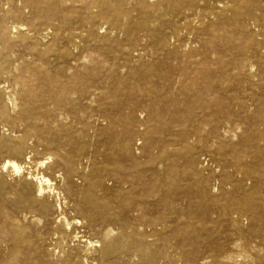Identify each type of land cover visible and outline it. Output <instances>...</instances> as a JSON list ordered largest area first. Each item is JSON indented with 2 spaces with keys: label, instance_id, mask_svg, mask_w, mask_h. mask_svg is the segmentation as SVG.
Here are the masks:
<instances>
[{
  "label": "bare ground",
  "instance_id": "1",
  "mask_svg": "<svg viewBox=\"0 0 264 264\" xmlns=\"http://www.w3.org/2000/svg\"><path fill=\"white\" fill-rule=\"evenodd\" d=\"M0 117V264H264V0H0Z\"/></svg>",
  "mask_w": 264,
  "mask_h": 264
},
{
  "label": "rangeland",
  "instance_id": "2",
  "mask_svg": "<svg viewBox=\"0 0 264 264\" xmlns=\"http://www.w3.org/2000/svg\"><path fill=\"white\" fill-rule=\"evenodd\" d=\"M104 27H107V25H104ZM13 128H14L13 124L11 123L10 120L0 117V135L13 140L21 139L22 137H24L23 132L13 133L12 131ZM26 142H27L26 150L29 153L32 152L29 155L32 156V162H33L29 164V166L32 167L31 168L29 166L28 167L31 170L33 169L35 170L36 169V167L34 166L35 163L47 158L49 156V151L43 145H41L35 137L26 139ZM46 162H48V160ZM1 176H4L7 182L10 183H17L20 181L19 176L11 177L9 175V171H0V177ZM1 226L2 225L0 223V227Z\"/></svg>",
  "mask_w": 264,
  "mask_h": 264
}]
</instances>
